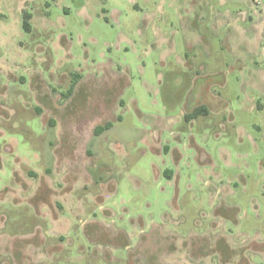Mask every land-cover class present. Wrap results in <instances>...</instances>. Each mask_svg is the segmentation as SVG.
Listing matches in <instances>:
<instances>
[{
    "label": "rangeland",
    "instance_id": "rangeland-1",
    "mask_svg": "<svg viewBox=\"0 0 264 264\" xmlns=\"http://www.w3.org/2000/svg\"><path fill=\"white\" fill-rule=\"evenodd\" d=\"M0 264H264V0H0Z\"/></svg>",
    "mask_w": 264,
    "mask_h": 264
},
{
    "label": "trees",
    "instance_id": "trees-1",
    "mask_svg": "<svg viewBox=\"0 0 264 264\" xmlns=\"http://www.w3.org/2000/svg\"><path fill=\"white\" fill-rule=\"evenodd\" d=\"M23 16H24L23 27L29 32L32 31V24L30 22V20L32 18V14L29 11L25 10L24 13H23ZM204 108H205L204 106H200L192 114L187 115V118L189 119L190 117L198 116L200 114H203L204 111H205ZM112 126H113V124L111 122L107 123L105 126H99L98 127V132H101L103 130L109 129Z\"/></svg>",
    "mask_w": 264,
    "mask_h": 264
}]
</instances>
